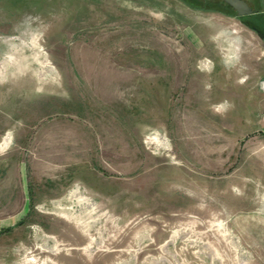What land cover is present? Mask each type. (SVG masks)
Wrapping results in <instances>:
<instances>
[{
  "label": "rangeland",
  "instance_id": "1",
  "mask_svg": "<svg viewBox=\"0 0 264 264\" xmlns=\"http://www.w3.org/2000/svg\"><path fill=\"white\" fill-rule=\"evenodd\" d=\"M219 1L0 0V264H264V41Z\"/></svg>",
  "mask_w": 264,
  "mask_h": 264
},
{
  "label": "crops",
  "instance_id": "2",
  "mask_svg": "<svg viewBox=\"0 0 264 264\" xmlns=\"http://www.w3.org/2000/svg\"><path fill=\"white\" fill-rule=\"evenodd\" d=\"M242 1H244L247 4V6L253 11V13L250 15H247V16H243V17H241V19H251V18H256L258 16L264 15V4L262 2L263 0H242ZM192 2H193V0H167L166 10L173 13V18L175 19L177 16L176 13H179V12L185 13L186 11L195 10V8H193V6L191 4ZM219 2L222 4V8L219 11H217L218 14H220L224 17L236 18L240 24H242V25L245 24L244 22L242 23L240 21L241 20L240 18H237L235 16L234 12L227 5H225L222 2V0H220ZM151 5H153V8L161 6V4H159V3L151 4ZM161 9L164 10L165 8H161ZM205 10L206 9H203V11H205ZM212 10L213 9H211V11ZM244 27H246V26H244ZM260 40H262V37ZM228 51H229V54L226 57V59L230 61L233 58L232 55H233V52H235V48H233V49L229 48ZM204 66H206V67L203 70H206L209 67L208 63H205ZM5 167H6V165L0 167V174L3 171L5 172V169H6ZM8 218H10V215L4 216L2 219L3 220H5V219L9 220ZM10 225L11 224H7V226H10Z\"/></svg>",
  "mask_w": 264,
  "mask_h": 264
},
{
  "label": "water",
  "instance_id": "3",
  "mask_svg": "<svg viewBox=\"0 0 264 264\" xmlns=\"http://www.w3.org/2000/svg\"><path fill=\"white\" fill-rule=\"evenodd\" d=\"M222 2L234 12L237 18L253 13V11L242 0H222ZM258 37L261 39V35H258Z\"/></svg>",
  "mask_w": 264,
  "mask_h": 264
},
{
  "label": "flooded vegetation",
  "instance_id": "4",
  "mask_svg": "<svg viewBox=\"0 0 264 264\" xmlns=\"http://www.w3.org/2000/svg\"><path fill=\"white\" fill-rule=\"evenodd\" d=\"M248 27L251 28V31L259 33L262 37L261 41H264V15L258 16L256 18L244 19L243 20Z\"/></svg>",
  "mask_w": 264,
  "mask_h": 264
},
{
  "label": "bare ground",
  "instance_id": "5",
  "mask_svg": "<svg viewBox=\"0 0 264 264\" xmlns=\"http://www.w3.org/2000/svg\"><path fill=\"white\" fill-rule=\"evenodd\" d=\"M46 64L44 62H41V74H44L46 72ZM43 76V75H42ZM159 139V138H158ZM160 140V139H159ZM158 141V140H157ZM159 142V141H158ZM160 143V142H159ZM74 197H76V199H79V193L77 191L74 192L73 194ZM80 201V200H79ZM81 202V201H80ZM88 207H91V205L87 202L86 203ZM74 216V215H73Z\"/></svg>",
  "mask_w": 264,
  "mask_h": 264
},
{
  "label": "built area",
  "instance_id": "6",
  "mask_svg": "<svg viewBox=\"0 0 264 264\" xmlns=\"http://www.w3.org/2000/svg\"><path fill=\"white\" fill-rule=\"evenodd\" d=\"M262 2H263V4H264V0H263Z\"/></svg>",
  "mask_w": 264,
  "mask_h": 264
},
{
  "label": "trees",
  "instance_id": "7",
  "mask_svg": "<svg viewBox=\"0 0 264 264\" xmlns=\"http://www.w3.org/2000/svg\"><path fill=\"white\" fill-rule=\"evenodd\" d=\"M241 19V18H240Z\"/></svg>",
  "mask_w": 264,
  "mask_h": 264
}]
</instances>
